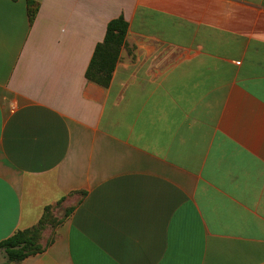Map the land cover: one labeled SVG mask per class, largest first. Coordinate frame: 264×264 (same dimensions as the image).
<instances>
[{"label":"crops","instance_id":"crops-1","mask_svg":"<svg viewBox=\"0 0 264 264\" xmlns=\"http://www.w3.org/2000/svg\"><path fill=\"white\" fill-rule=\"evenodd\" d=\"M62 198L8 264H264V0H0V242Z\"/></svg>","mask_w":264,"mask_h":264},{"label":"trees","instance_id":"trees-1","mask_svg":"<svg viewBox=\"0 0 264 264\" xmlns=\"http://www.w3.org/2000/svg\"><path fill=\"white\" fill-rule=\"evenodd\" d=\"M30 1V18L33 19L36 13ZM128 23L123 17L113 19L109 22L105 38L95 49L93 60L88 68L87 77L90 80L101 84H108L112 78L113 71L120 56V51L125 43L128 33ZM64 198L56 204L62 202ZM53 205L45 207L39 222L32 228L19 230L11 237L0 242V249L4 253L5 264L12 262H21L29 256L42 253L52 242L54 236H51L46 246L40 242L44 231L51 227L53 230L59 226L70 215L72 209L66 210L65 215L57 219L52 213Z\"/></svg>","mask_w":264,"mask_h":264},{"label":"rangeland","instance_id":"rangeland-1","mask_svg":"<svg viewBox=\"0 0 264 264\" xmlns=\"http://www.w3.org/2000/svg\"><path fill=\"white\" fill-rule=\"evenodd\" d=\"M67 207L64 206L63 202H60L59 204H54L52 208V213L57 219L62 218L66 213ZM52 236V234H51ZM3 253L0 250V263L4 260L3 259Z\"/></svg>","mask_w":264,"mask_h":264}]
</instances>
